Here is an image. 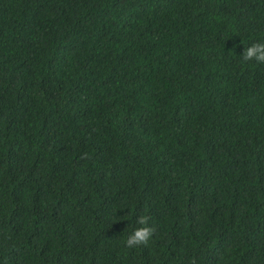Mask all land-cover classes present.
<instances>
[{
    "label": "trees",
    "instance_id": "1",
    "mask_svg": "<svg viewBox=\"0 0 264 264\" xmlns=\"http://www.w3.org/2000/svg\"><path fill=\"white\" fill-rule=\"evenodd\" d=\"M255 43L264 0H0V264H264Z\"/></svg>",
    "mask_w": 264,
    "mask_h": 264
},
{
    "label": "clouds",
    "instance_id": "2",
    "mask_svg": "<svg viewBox=\"0 0 264 264\" xmlns=\"http://www.w3.org/2000/svg\"><path fill=\"white\" fill-rule=\"evenodd\" d=\"M241 58L244 62L255 61L257 63H264V43H255L245 48ZM149 219L150 217L146 215H141L137 218L136 222L141 227L137 228L126 240L125 244L128 248L148 244L149 239L154 233V228L148 226Z\"/></svg>",
    "mask_w": 264,
    "mask_h": 264
}]
</instances>
